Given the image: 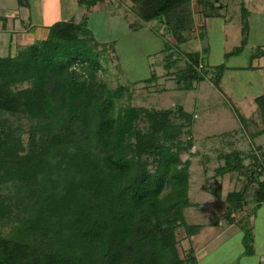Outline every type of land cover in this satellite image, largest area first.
Listing matches in <instances>:
<instances>
[{
	"label": "trees",
	"instance_id": "16d2710c",
	"mask_svg": "<svg viewBox=\"0 0 264 264\" xmlns=\"http://www.w3.org/2000/svg\"><path fill=\"white\" fill-rule=\"evenodd\" d=\"M105 1L77 3L90 10ZM214 1L118 0L124 15L135 17L131 29L141 22L163 26L164 75L177 91H191L206 78L220 80L228 58L247 42L249 13L239 0L241 41L225 52L223 62L204 64L205 42L200 50L179 52L195 34V11L207 17L213 14L209 7L219 15L226 5ZM8 17L0 14V22ZM85 24L55 21L43 39L16 42L15 50L9 46L0 55V264H199L193 246L181 251L177 238L180 227L188 240L202 228L185 220V208L195 204L188 195L190 159L180 157L193 146L195 114L180 103L167 108L121 103L129 85L157 82L154 69L129 85L100 88V44ZM204 35L201 28L198 36ZM263 56L264 46L256 47L244 67ZM254 102L262 122L251 133L256 137L264 134V92ZM257 148L220 154L223 163L215 173L234 172L245 180L226 193L227 211L216 221L234 222L233 211L252 202L255 211L264 203V150ZM208 191L221 199L220 186ZM253 210L236 220L247 254L253 251Z\"/></svg>",
	"mask_w": 264,
	"mask_h": 264
},
{
	"label": "rangeland",
	"instance_id": "374dc122",
	"mask_svg": "<svg viewBox=\"0 0 264 264\" xmlns=\"http://www.w3.org/2000/svg\"><path fill=\"white\" fill-rule=\"evenodd\" d=\"M214 2V6H217L218 2L226 4L220 11L225 19L223 20V16L204 17L207 23L204 39L189 40L179 49V52L184 54V51L198 50L199 44L205 42L204 46L207 45L208 52L204 64L208 68L223 62L225 52L234 50L240 44L243 29L239 14V0H215ZM65 5H67L66 0L63 2L62 0H43L35 3L32 1L29 7V12L32 14L31 22L34 23L36 19L45 24L55 22L56 16L52 14L56 15L57 11L59 12V9ZM243 5L247 11H261L264 9V0H243ZM194 8H196L195 5ZM207 9L213 15L217 12L213 8L207 7ZM16 10H18L16 0H0V14L9 15L8 22L4 24L0 22V55L7 54L9 46L11 50H15L13 48L16 42L27 43L24 35L20 36L17 33L26 31L25 27H28L29 20L24 22L25 26L19 25L17 21L13 23ZM82 12V16L78 18L74 16L73 20L77 22L83 17L85 25L100 44L97 51L100 66L96 72L100 88H114L121 83L129 85L135 80L149 77L151 70L154 69L159 75L157 82L147 85L143 82L135 86L129 85L128 91L124 92L120 100L121 103L147 108H167L180 103L186 110L194 112L196 120L191 129L193 146L180 153L182 159H190L188 195L195 204L185 208L184 216L189 224L213 223L217 216L227 211V204L224 201L226 193L238 190L245 180L242 175L234 172L223 176L215 173V168L223 163V159L219 157L220 154L233 148L241 150L244 154L257 150L258 145L264 148V134L256 137L251 135L252 131L262 126L257 107H254L251 114L245 116L246 111L255 106L251 107L249 103L251 95L264 91V88L261 90L264 84V70L250 73L244 70L224 71L220 80L206 78L195 83V88L191 91H177L174 81L166 80L164 75L163 53L160 51L167 35H162L164 30L162 25L157 22H141L143 25L139 29H131L129 25L130 22L135 21V17L131 13L125 16L121 8L113 11L85 9ZM261 19L260 14L248 15L247 42L239 53L228 58L230 66L249 64L251 53L255 48L264 46V44L261 45L264 41V20ZM196 20L198 21V18ZM44 26L47 28L48 25ZM110 45L113 46L114 51ZM105 46H107L106 52L103 51ZM252 63L263 65L264 60L255 58ZM183 65L184 61L181 59L178 66ZM75 67L80 70V64ZM161 88L164 90L161 91ZM244 119L247 125L244 124ZM252 120H256V126ZM183 138L186 136L184 135ZM250 161V157L245 158V163ZM211 186L221 187V199H217L208 191V187ZM238 211H233V218L239 217ZM221 220L226 221L224 218ZM205 228V231L214 230L207 226ZM199 237L201 238L202 234ZM177 238L180 240L181 251L189 247L182 227L177 230ZM233 240L235 242V238Z\"/></svg>",
	"mask_w": 264,
	"mask_h": 264
},
{
	"label": "crops",
	"instance_id": "0c3cea01",
	"mask_svg": "<svg viewBox=\"0 0 264 264\" xmlns=\"http://www.w3.org/2000/svg\"><path fill=\"white\" fill-rule=\"evenodd\" d=\"M32 1H34L35 3L36 1L40 2L43 0H23L22 3L17 2L18 10H16L17 11L16 15L13 16V23L14 21H17L19 25L25 26L26 24H24V22L26 20H29L27 23L28 27H25L26 31H20V32L18 31L19 33H17L20 36L24 35V40L26 39L27 43H32L35 40H37V38L43 39L46 35V28L44 25L49 26L54 22L52 21L53 19H51L52 22L45 24L36 19L34 20L35 22L32 23L31 22L32 14L29 12L30 2L32 3ZM66 1H67V5L62 6L61 8L59 7L62 10L59 9V12L57 11L56 15L51 13L52 15L56 16L54 18L55 21L68 20V19L73 20L74 16H76L77 18L79 16H82L83 12L81 13V11L87 9L84 5H79L77 3V0H66ZM194 5L196 8H194ZM118 8H120L118 0H106L103 3H98L97 5H95V7L90 8V10L103 11L108 9L110 11H113L114 9H118ZM193 8L195 10L198 9L196 2L193 3ZM223 8L218 10L219 13L217 14L219 15H216V13H214V15L212 14L211 18H220L223 16V20H224L225 16L222 15V13H220V11H222ZM248 13L249 15L251 13L260 14L262 19L264 20V9H262L261 11L251 10L248 11ZM197 18L199 22L196 20ZM81 19H79V21ZM195 20H196V26L194 29L195 34H193V37L190 39V41H197L200 38L198 36V32L200 31L201 28L205 29L207 25L204 16L201 14L199 10L195 11ZM6 21L8 22V20ZM37 26H44V27L40 28ZM259 26L261 28V23H259ZM262 44H264V41L261 42V45ZM201 48H202V44H199L198 50H200ZM260 59L264 60V56L260 57ZM252 64L253 67L251 68H245L244 66L246 65L233 66L234 67L233 68L228 64V60H227L226 61L227 68L225 72L230 70H241V71L244 70L250 73V72H259L262 71V69L264 70V63L263 65L259 63L258 64L252 63ZM262 88H264V84H262L261 90ZM259 92H260L259 94H261L264 91H259ZM259 94L253 93L251 95V99L249 103L251 107L253 105L255 106H253L251 110L249 109L250 111L247 110L245 116H247V114H251L254 107H256L254 99ZM258 146L264 150V148L261 145ZM254 152L255 153L257 152L256 149H254ZM262 178L264 179V175L262 176ZM253 206L254 203L252 202L248 207H242L238 211V215H239L238 218L250 214L253 210ZM230 216H234V212H232ZM238 218H234L235 219L234 222L218 220V221H214L213 223H206L202 225V228L199 230V232H197L196 234L190 237V240L186 238L189 245L191 244L193 246L199 264H264V203H261L255 209L253 215L252 214L250 215V224L253 233V251L249 254L244 252V245L242 243L243 230L237 223ZM206 226L214 230H211V232L205 231ZM201 234L202 237L200 238L199 236ZM234 238H235V242L233 240Z\"/></svg>",
	"mask_w": 264,
	"mask_h": 264
}]
</instances>
